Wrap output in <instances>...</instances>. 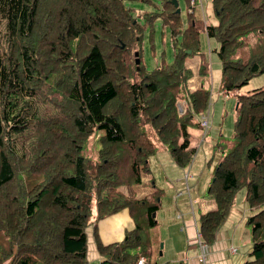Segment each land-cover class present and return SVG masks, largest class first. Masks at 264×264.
<instances>
[{"label": "trees", "instance_id": "1", "mask_svg": "<svg viewBox=\"0 0 264 264\" xmlns=\"http://www.w3.org/2000/svg\"><path fill=\"white\" fill-rule=\"evenodd\" d=\"M123 1L0 0V264H88L90 227L100 264L158 255L152 233L161 191L137 199L134 188L158 144L179 167L192 161L187 130L200 127L195 118L208 110L210 93L189 91L193 73L185 61L200 57V77L209 63L194 13L187 12L178 43V6L163 0L159 15L175 57L145 70L141 27ZM191 1L184 0L187 9ZM210 1L217 23L204 30L218 44L221 89L232 95L264 73V0ZM182 96L189 109L181 115ZM235 111L233 142L208 192L216 209L200 216L199 231L211 244L245 188L255 211L246 221L252 250L245 264H264V87L237 94ZM97 133L91 159L84 152ZM123 209L135 229L103 245L97 223Z\"/></svg>", "mask_w": 264, "mask_h": 264}, {"label": "crops", "instance_id": "2", "mask_svg": "<svg viewBox=\"0 0 264 264\" xmlns=\"http://www.w3.org/2000/svg\"><path fill=\"white\" fill-rule=\"evenodd\" d=\"M194 7L189 6L188 13H194ZM200 9H202L201 0ZM190 10L192 11L190 12ZM203 31L205 33L204 28ZM205 36L209 39L206 33ZM200 62L201 59L198 60L199 67ZM205 79L206 76L196 77L193 75L188 82L190 83V86L188 84L190 92L199 89L207 90L203 83ZM223 94L227 95L224 92ZM188 109L189 106L185 99L183 112ZM206 115H208L210 128V123L213 120L211 117L214 116V112L211 115L210 111L207 110L195 118V122H199L200 118L202 119ZM209 128L207 131H204L201 125L200 127L188 128L189 148L193 149L195 154L190 164L184 168L179 167L174 162L165 146L158 144L156 153L148 159L149 173L143 175L142 183L134 188L137 199L151 195L157 190L161 191L160 207L155 214L156 228L152 233L154 245L159 250L158 255L161 258L159 264H245L251 260V230L246 221L255 211L246 205V200L241 196L240 205L235 201L238 192L228 216L216 232L211 244L203 242L199 231L200 216L216 209L214 200L208 197L213 174L208 169V157L212 149L213 158L215 159L219 155L218 160L222 154L227 152L219 147L220 140L216 144L217 147L209 142ZM231 145L232 143L228 147ZM134 229L135 223L128 209H123L97 223L99 240L105 246L121 242L126 232ZM86 232L88 264H100L103 259L96 250L92 227ZM199 241L206 245L204 259L200 251ZM161 244L162 249L160 248ZM3 264H9V262Z\"/></svg>", "mask_w": 264, "mask_h": 264}, {"label": "rangeland", "instance_id": "3", "mask_svg": "<svg viewBox=\"0 0 264 264\" xmlns=\"http://www.w3.org/2000/svg\"><path fill=\"white\" fill-rule=\"evenodd\" d=\"M178 1L179 19H180V36L176 38V42L181 43L182 34L188 27V9L184 0ZM202 9H200V0H196L194 7V18L200 25V34L198 37L200 43L201 52L205 55L209 63V72L206 76L205 88L210 93L209 109L211 115L210 130L208 132L209 142L216 145L220 140V144H223L224 150H229V144L233 142V129L236 116V96L237 94H244L264 87V73L250 79L247 85L242 87L238 92L232 95H224L221 89V63L218 59L215 50L218 44L213 39H207L203 28L205 23L216 24L217 18L214 15L212 4L210 0H201ZM163 0H124L123 5L126 9L131 11L134 21L141 27L139 34V51L141 64L145 70L152 72L160 66L172 64L175 51L173 48V42L168 25L164 24L160 18L163 10ZM203 21V22H202ZM198 57V58H196ZM198 60L199 56H192L186 60L185 65L192 69L193 75L199 77L198 74ZM190 86V83H189ZM190 91V90H189ZM178 112L183 114L185 109V97H179L177 101ZM214 110V111H213ZM213 127V129H212ZM100 134L97 133L87 141L85 148V156L91 159L97 158V152L99 150L98 139ZM217 147V145H216ZM209 159V171L213 172L216 162L219 158H213V149L208 157ZM120 191L126 192V188H120ZM240 196L244 198L246 196V190L241 189L236 195L235 201L240 205L242 200ZM247 205V204H246ZM255 212L252 213V215ZM88 228L87 231H89ZM146 259V258H145ZM161 258L157 255L150 260L146 259L148 264H159ZM9 262V261H8Z\"/></svg>", "mask_w": 264, "mask_h": 264}, {"label": "built area", "instance_id": "4", "mask_svg": "<svg viewBox=\"0 0 264 264\" xmlns=\"http://www.w3.org/2000/svg\"><path fill=\"white\" fill-rule=\"evenodd\" d=\"M191 6L194 7L195 6V1H192L191 2ZM192 10H190L191 12ZM208 115H206V117H203L202 119L200 118V125L201 127L204 129V131H207L208 128H209V125H208ZM199 247H200V251L202 252V258L204 259L205 258V250H206V245L205 244H201L200 241H199ZM137 264H148V262L146 261V259L144 258H141L139 259V261L137 262Z\"/></svg>", "mask_w": 264, "mask_h": 264}, {"label": "water", "instance_id": "5", "mask_svg": "<svg viewBox=\"0 0 264 264\" xmlns=\"http://www.w3.org/2000/svg\"><path fill=\"white\" fill-rule=\"evenodd\" d=\"M172 3H173V5L174 6H178V3L175 1V0H172ZM180 11L179 10H177V13H179ZM136 64H139V61L138 60H136ZM162 244L160 245V248L162 249ZM161 254V253H160Z\"/></svg>", "mask_w": 264, "mask_h": 264}]
</instances>
